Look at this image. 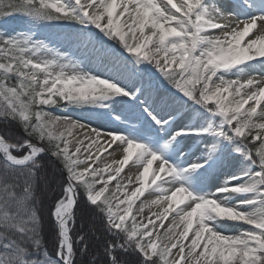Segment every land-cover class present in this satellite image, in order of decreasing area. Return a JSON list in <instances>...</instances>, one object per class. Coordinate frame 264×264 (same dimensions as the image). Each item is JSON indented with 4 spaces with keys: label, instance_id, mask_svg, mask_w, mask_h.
I'll list each match as a JSON object with an SVG mask.
<instances>
[{
    "label": "snow or ice",
    "instance_id": "obj_1",
    "mask_svg": "<svg viewBox=\"0 0 264 264\" xmlns=\"http://www.w3.org/2000/svg\"><path fill=\"white\" fill-rule=\"evenodd\" d=\"M0 21V264H264V0Z\"/></svg>",
    "mask_w": 264,
    "mask_h": 264
},
{
    "label": "trees",
    "instance_id": "obj_2",
    "mask_svg": "<svg viewBox=\"0 0 264 264\" xmlns=\"http://www.w3.org/2000/svg\"><path fill=\"white\" fill-rule=\"evenodd\" d=\"M3 125L0 124V127H2ZM13 131H15V129H13ZM42 163L44 164V171L49 175V177L52 176L53 174V164L52 162L48 159V157H44L42 160ZM90 213L86 210H83L81 207H77L76 210V229L77 231L80 229L81 225H84L85 227H88V217H89ZM75 235V233H74ZM93 252H95V250H93ZM93 257H89V259H92ZM130 259V258H129ZM97 264H100V261H97Z\"/></svg>",
    "mask_w": 264,
    "mask_h": 264
},
{
    "label": "rangeland",
    "instance_id": "obj_3",
    "mask_svg": "<svg viewBox=\"0 0 264 264\" xmlns=\"http://www.w3.org/2000/svg\"><path fill=\"white\" fill-rule=\"evenodd\" d=\"M0 23H2V21H0ZM22 27H24V24H23L22 18H20V17H15L12 20H9V22H8L9 30H11V29H19V28H22ZM0 31H2V30H0ZM42 34H46V30H42ZM233 230L234 229H232V231Z\"/></svg>",
    "mask_w": 264,
    "mask_h": 264
},
{
    "label": "bare ground",
    "instance_id": "obj_4",
    "mask_svg": "<svg viewBox=\"0 0 264 264\" xmlns=\"http://www.w3.org/2000/svg\"><path fill=\"white\" fill-rule=\"evenodd\" d=\"M143 199V198H142ZM232 231V230H231ZM234 231V230H233Z\"/></svg>",
    "mask_w": 264,
    "mask_h": 264
}]
</instances>
